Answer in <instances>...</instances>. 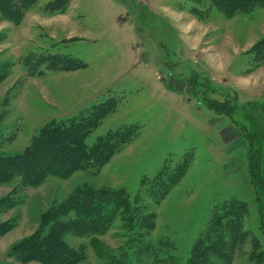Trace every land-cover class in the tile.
<instances>
[{
	"label": "rangeland",
	"instance_id": "rangeland-1",
	"mask_svg": "<svg viewBox=\"0 0 264 264\" xmlns=\"http://www.w3.org/2000/svg\"><path fill=\"white\" fill-rule=\"evenodd\" d=\"M54 1L40 0L20 25L0 21V157L22 154L47 124L111 100L87 146L139 131L100 170L34 188L20 179L0 184V264H41L23 262L17 246L48 237L45 215L86 187L133 202L134 236L145 233L137 211L149 216L146 240L158 264H188L215 207L244 202L249 240L232 264H264L255 257L264 254V197L257 199L247 161L251 147L264 149V66L253 70L248 54L264 39V9L228 17L211 0H71L64 14H49ZM64 57L85 68L52 67ZM182 166L178 184L156 196L155 180ZM63 241L84 255L78 264H108L129 240L119 218L104 237ZM139 246L133 242L134 257Z\"/></svg>",
	"mask_w": 264,
	"mask_h": 264
},
{
	"label": "trees",
	"instance_id": "trees-1",
	"mask_svg": "<svg viewBox=\"0 0 264 264\" xmlns=\"http://www.w3.org/2000/svg\"><path fill=\"white\" fill-rule=\"evenodd\" d=\"M39 1L0 0V21L20 25L25 14ZM70 1L55 0L47 7V12L50 14V11H58L64 14ZM211 4L228 17L236 12L249 13L254 9H264V0H211ZM193 14L198 15V13ZM248 54L252 56L253 70L263 67L264 39ZM74 61L64 57L60 58V62L52 61L51 64L56 70L57 66H60L61 71L66 72L85 68V64ZM33 72L36 74V71ZM252 72L250 70L248 74ZM39 75L41 76V73ZM210 104L212 108L216 106L214 103ZM114 107L115 102L111 100L93 107L86 115L83 114L68 123L53 121L47 124L34 136L22 154L0 157V184L20 179L25 188H34L48 177L68 179L78 172L104 168L110 159L128 144L130 137L133 139L137 137L139 131L137 126H132L107 135L92 147L87 146L86 142L92 132L99 127ZM257 149L256 151L254 147L250 148L247 161L250 181L257 193V199L261 200L264 197V149L262 146ZM184 173L185 168L182 166L171 174L158 177L155 180L158 189L156 196L165 197L169 194ZM248 210V206L238 200L226 201L216 206L207 230L200 235L192 249L188 264H232L239 248L249 240V234L245 231ZM146 212L145 210L143 213ZM139 213L137 211L134 219L136 223H140L139 228L145 233L140 231L134 236L133 202L131 203L121 192L93 191L86 187L45 215L42 227L49 228L48 237L45 238L43 233H39L32 238L33 240L20 243L16 249L25 263L78 264L85 257L79 252L68 251L63 241L64 236L73 235L77 238L91 239L104 237L112 229L114 222L120 218L129 241L121 255L108 264H158L159 259H155L157 253L153 251L152 244L146 240V236L154 226L149 221V216L144 217ZM133 242L140 245L135 257L132 254ZM253 243L256 251L261 243H257L255 239ZM263 256L264 254L261 253L255 257L261 262L264 260Z\"/></svg>",
	"mask_w": 264,
	"mask_h": 264
}]
</instances>
